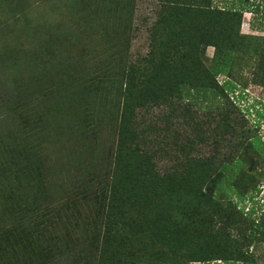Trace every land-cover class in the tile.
Segmentation results:
<instances>
[{"label":"trees","instance_id":"obj_1","mask_svg":"<svg viewBox=\"0 0 264 264\" xmlns=\"http://www.w3.org/2000/svg\"><path fill=\"white\" fill-rule=\"evenodd\" d=\"M120 1L128 29L134 1ZM227 1L156 0L147 52L123 61L113 81L114 112L99 113L105 76L66 85L67 115L78 125L95 126L96 115L115 121L81 217L45 179L44 102L22 115L17 101L0 95V264H259L249 249L264 229L257 198L264 143L257 127L238 122L230 97L247 81L264 88V35L241 33L243 7ZM251 27L264 32V22ZM153 107L176 117L206 110L229 148L206 156L186 150L160 168L144 121Z\"/></svg>","mask_w":264,"mask_h":264},{"label":"rangeland","instance_id":"obj_2","mask_svg":"<svg viewBox=\"0 0 264 264\" xmlns=\"http://www.w3.org/2000/svg\"><path fill=\"white\" fill-rule=\"evenodd\" d=\"M126 1L129 3L128 0L119 3L123 5ZM133 1L134 4L128 5L133 12L127 29L126 22H120L122 10L117 0H0V95L17 101L22 115L28 112L35 115L34 107L44 102L40 129L45 179L53 197L64 203L74 217L84 214L86 187L95 189L101 180L100 155L112 142L115 121L108 114L105 118L96 115L95 126L91 123L86 130L78 125L67 115L69 100L65 97L69 89L65 87L71 83L81 88L85 78L96 82L105 76L109 87L98 98L101 103L97 105L101 114L104 110L114 112L113 81L123 61L147 52L149 27L158 8L156 0ZM232 1L243 7L240 32L264 35L251 27L264 22V0L226 3ZM222 2L215 0L217 5ZM212 52L213 48L208 47L209 57ZM67 78L72 79L66 81ZM239 89L237 86L230 97L237 107V120L246 129L253 131L257 127L264 143V88L247 81L241 94ZM257 109L263 113L260 118ZM191 111L195 113L176 117L165 107H153L144 113L145 124H151V133L156 135L157 141L153 139L152 146L158 150L156 161L160 168L172 164L175 155L180 156L186 150L206 156L216 149L225 152L229 148L227 138H220L221 132L215 129L206 110ZM256 121L258 126H254ZM176 143L183 149L175 148ZM263 166L258 164V171ZM261 185L264 187V182ZM257 198L264 219V188ZM249 251L257 263L264 264V229Z\"/></svg>","mask_w":264,"mask_h":264},{"label":"built area","instance_id":"obj_3","mask_svg":"<svg viewBox=\"0 0 264 264\" xmlns=\"http://www.w3.org/2000/svg\"><path fill=\"white\" fill-rule=\"evenodd\" d=\"M264 188L263 185L260 186V189ZM261 192V191H260Z\"/></svg>","mask_w":264,"mask_h":264}]
</instances>
